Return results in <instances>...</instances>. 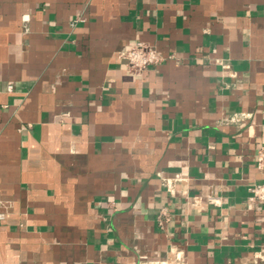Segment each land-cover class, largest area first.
<instances>
[{
  "label": "crops",
  "instance_id": "obj_1",
  "mask_svg": "<svg viewBox=\"0 0 264 264\" xmlns=\"http://www.w3.org/2000/svg\"><path fill=\"white\" fill-rule=\"evenodd\" d=\"M261 146L264 0H0V264H264Z\"/></svg>",
  "mask_w": 264,
  "mask_h": 264
},
{
  "label": "built area",
  "instance_id": "obj_2",
  "mask_svg": "<svg viewBox=\"0 0 264 264\" xmlns=\"http://www.w3.org/2000/svg\"><path fill=\"white\" fill-rule=\"evenodd\" d=\"M118 57L124 60L129 72L139 75L143 74L148 67L160 64L164 60V57L158 53L155 46L145 42H136L119 51ZM256 163L258 167H264V146L259 147L256 152ZM248 191L250 202L264 203V181L252 182L248 186ZM2 217L3 215L0 213V218ZM169 218L168 210L164 207L161 208L157 214L158 225L164 228Z\"/></svg>",
  "mask_w": 264,
  "mask_h": 264
}]
</instances>
